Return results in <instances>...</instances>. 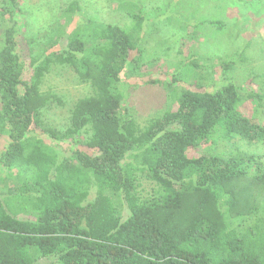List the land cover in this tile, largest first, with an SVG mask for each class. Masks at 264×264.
I'll return each instance as SVG.
<instances>
[{"label":"trees","instance_id":"obj_1","mask_svg":"<svg viewBox=\"0 0 264 264\" xmlns=\"http://www.w3.org/2000/svg\"><path fill=\"white\" fill-rule=\"evenodd\" d=\"M17 11V0H0V135L9 140L0 184L12 180L0 198V264H264V154L235 151L263 141L264 125L238 109L245 90L228 76L232 63L222 67L227 82L181 90L173 111L137 131L125 93L133 76L152 83L141 21L129 30L79 23L55 57L98 94L60 132L42 120L46 61L16 53ZM63 139L81 148L61 155L52 143Z\"/></svg>","mask_w":264,"mask_h":264},{"label":"rangeland","instance_id":"obj_2","mask_svg":"<svg viewBox=\"0 0 264 264\" xmlns=\"http://www.w3.org/2000/svg\"><path fill=\"white\" fill-rule=\"evenodd\" d=\"M17 1L16 53L23 63H47L39 76V91L51 101L42 111L48 127L66 130L76 104L98 94L90 81L81 79L73 67L55 57L65 49L71 29L88 23L94 29L110 25L129 30L137 20L142 23L141 61L148 66L152 80L142 84L133 76L128 81L127 118L135 122L137 131L149 120L173 111L181 90L213 91L227 82L222 67L228 62L234 66L228 75L231 82L245 90L240 92L244 98L238 109L264 125V6H250L251 0ZM72 4L77 6L74 14L68 12ZM209 20L221 21L225 27L217 31L205 24ZM5 28L6 23L0 20V36ZM55 142L52 145L61 155L69 154L68 148H81L67 139ZM8 143L7 135H0V154ZM204 149L202 146L195 153L202 154ZM237 149L241 155H263L264 140L243 141ZM5 174L2 169L1 175ZM10 179L0 184V198L6 192L4 185L12 186Z\"/></svg>","mask_w":264,"mask_h":264}]
</instances>
